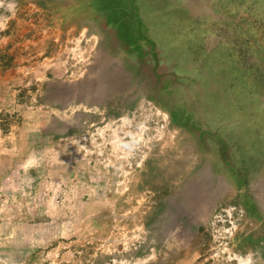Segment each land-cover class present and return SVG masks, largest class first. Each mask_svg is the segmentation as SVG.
Returning <instances> with one entry per match:
<instances>
[{
    "label": "rangeland",
    "instance_id": "rangeland-1",
    "mask_svg": "<svg viewBox=\"0 0 264 264\" xmlns=\"http://www.w3.org/2000/svg\"><path fill=\"white\" fill-rule=\"evenodd\" d=\"M108 4L0 0V264H264V0Z\"/></svg>",
    "mask_w": 264,
    "mask_h": 264
},
{
    "label": "trees",
    "instance_id": "trees-1",
    "mask_svg": "<svg viewBox=\"0 0 264 264\" xmlns=\"http://www.w3.org/2000/svg\"><path fill=\"white\" fill-rule=\"evenodd\" d=\"M101 1H103V2H106V3H109L108 5H106V7H110V5H111V8L113 9L114 8V10H112V12H111V19L114 21V22H116V23H118L119 24V26L121 25H123V27L124 28H126V31L127 32H122V33H124L123 35H125V36H127V35H129V30H127V28L129 27V26H131L132 25V21L130 20V19H128V17H127V14H128V11H127V8H125V9H123V6H120V4H122L123 2H124V0H110V1H108V0H101ZM100 0H99V2H101ZM112 4H114V5H112ZM124 5V4H123ZM114 6V7H113ZM125 7H126V5H124ZM116 8H120V10L119 11H116ZM122 8V9H121ZM121 11V14H122V19H123V21L124 22H120V20H119V18H118V16H117V12H120ZM113 13H116V15L115 14H113ZM132 15V14H131ZM140 20V19H139ZM123 27H121V29L123 28ZM239 70H241V71H245L246 69H244V68H242V67H240V68H238ZM257 87H258V89H261V88H263V90H261V92H264V86H258V85H256Z\"/></svg>",
    "mask_w": 264,
    "mask_h": 264
}]
</instances>
